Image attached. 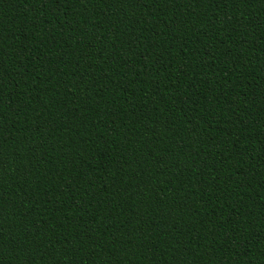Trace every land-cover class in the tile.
<instances>
[{
    "label": "trees",
    "instance_id": "obj_1",
    "mask_svg": "<svg viewBox=\"0 0 264 264\" xmlns=\"http://www.w3.org/2000/svg\"><path fill=\"white\" fill-rule=\"evenodd\" d=\"M0 264H264V0H0Z\"/></svg>",
    "mask_w": 264,
    "mask_h": 264
}]
</instances>
